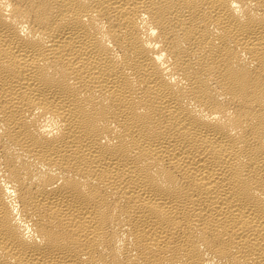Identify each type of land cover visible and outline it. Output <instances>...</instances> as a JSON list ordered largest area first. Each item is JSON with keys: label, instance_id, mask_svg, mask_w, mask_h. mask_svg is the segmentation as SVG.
I'll use <instances>...</instances> for the list:
<instances>
[{"label": "bare ground", "instance_id": "bare-ground-1", "mask_svg": "<svg viewBox=\"0 0 264 264\" xmlns=\"http://www.w3.org/2000/svg\"><path fill=\"white\" fill-rule=\"evenodd\" d=\"M0 264H264V0H0Z\"/></svg>", "mask_w": 264, "mask_h": 264}]
</instances>
